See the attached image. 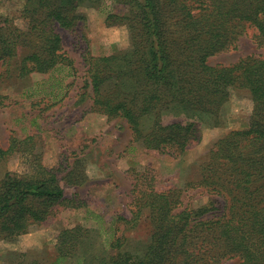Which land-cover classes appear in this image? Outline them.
Listing matches in <instances>:
<instances>
[{"label": "trees", "instance_id": "1", "mask_svg": "<svg viewBox=\"0 0 264 264\" xmlns=\"http://www.w3.org/2000/svg\"><path fill=\"white\" fill-rule=\"evenodd\" d=\"M86 0H25L26 30L12 35L0 28V62L30 52L20 75L51 74L70 67L56 27L71 28ZM125 12L111 15L128 33L123 51L88 63L92 109L128 123L142 149L175 157L200 143L196 117H217L233 91L249 92V126L221 138L200 165L198 188L210 202L184 207L182 191H160L151 171L135 176L128 230L145 217L151 226L139 252L114 236L115 253L100 264H264V57L251 56L233 66H211L208 59L236 48L244 28H253L264 46V0H116ZM30 42L37 44L32 50ZM22 43V44H21ZM27 46V47H26ZM17 142V141H16ZM4 150L0 163L15 151ZM65 198L58 170L38 164L32 175L6 174L0 181V239L27 234L45 222ZM82 227L57 237L58 259L73 255Z\"/></svg>", "mask_w": 264, "mask_h": 264}, {"label": "rangeland", "instance_id": "2", "mask_svg": "<svg viewBox=\"0 0 264 264\" xmlns=\"http://www.w3.org/2000/svg\"><path fill=\"white\" fill-rule=\"evenodd\" d=\"M24 4L25 0H0L4 33L17 36L26 30L29 19ZM124 13L116 0H86L73 27L57 26L61 53L70 67L21 77V62L30 52L22 47L11 61L0 62V147L7 150L17 143L0 163V181L8 173L17 178L32 175L40 164L58 170L65 198L73 201L57 207L27 234L0 239V264H100L115 253L109 242L121 235L128 250L139 252L150 238L149 221L142 217L135 229L128 230L122 219L132 218L135 176L151 171L158 190L182 191L184 207L207 206L210 196L197 187L200 165L221 138L249 126L253 110L249 92L236 89L217 117L195 116L202 141L175 157L142 149L133 142L125 120L94 111L89 59L127 48V30L110 19ZM256 33L244 28L236 48L210 57L208 64L233 66L247 57H264ZM29 45L32 50L37 46ZM75 227L83 228L80 244L72 256L59 260L57 237ZM238 262V258H225L216 264Z\"/></svg>", "mask_w": 264, "mask_h": 264}]
</instances>
